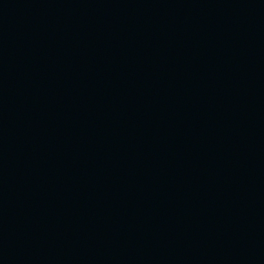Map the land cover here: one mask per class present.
Masks as SVG:
<instances>
[{"label": "water", "instance_id": "obj_1", "mask_svg": "<svg viewBox=\"0 0 264 264\" xmlns=\"http://www.w3.org/2000/svg\"><path fill=\"white\" fill-rule=\"evenodd\" d=\"M0 264H264V0H0Z\"/></svg>", "mask_w": 264, "mask_h": 264}]
</instances>
